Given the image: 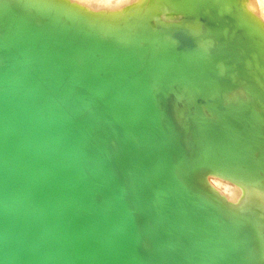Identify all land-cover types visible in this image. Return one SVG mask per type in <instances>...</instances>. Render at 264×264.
Returning <instances> with one entry per match:
<instances>
[{"label":"bare ground","instance_id":"6f19581e","mask_svg":"<svg viewBox=\"0 0 264 264\" xmlns=\"http://www.w3.org/2000/svg\"><path fill=\"white\" fill-rule=\"evenodd\" d=\"M262 197L264 26L240 0H0V264H264Z\"/></svg>","mask_w":264,"mask_h":264},{"label":"snow or ice","instance_id":"6c2138e0","mask_svg":"<svg viewBox=\"0 0 264 264\" xmlns=\"http://www.w3.org/2000/svg\"><path fill=\"white\" fill-rule=\"evenodd\" d=\"M65 2H67V0H65ZM93 2L109 6L115 5V0H75V2L71 4V6L75 9H78L81 14L91 17L106 18L109 16L122 14V12L118 10V8H116V10L112 12H97L92 10L91 8L84 6ZM246 2L249 5L254 4L256 6L255 8L249 7L248 14L253 17H256L258 15V18L261 20V22H264V0H246ZM207 183L213 189V191L220 194L222 198L229 202L231 201V189L234 186L231 184V182L225 181L222 177L216 175H209L207 177Z\"/></svg>","mask_w":264,"mask_h":264},{"label":"clouds","instance_id":"9594fccd","mask_svg":"<svg viewBox=\"0 0 264 264\" xmlns=\"http://www.w3.org/2000/svg\"><path fill=\"white\" fill-rule=\"evenodd\" d=\"M73 2H75V0H67V3L69 5H71ZM149 2H150V0H115V6L118 8V10H120L123 13L125 8L141 6V5L147 7ZM240 2H241V5H242V7L246 13H248L249 7H253V8L256 7L254 4L249 5L246 2V0H240ZM251 17L254 20H256L261 26H264V22H261V20L258 18V15L256 17H253V16H251ZM167 19H172V18L168 17ZM231 193H232V199L230 201L231 203H237L238 198L242 197L244 195L243 190L240 188H237L235 186L232 187ZM236 194H238V195H236ZM262 199H264V197H262Z\"/></svg>","mask_w":264,"mask_h":264},{"label":"rangeland","instance_id":"374dc122","mask_svg":"<svg viewBox=\"0 0 264 264\" xmlns=\"http://www.w3.org/2000/svg\"><path fill=\"white\" fill-rule=\"evenodd\" d=\"M233 185V184H232Z\"/></svg>","mask_w":264,"mask_h":264}]
</instances>
